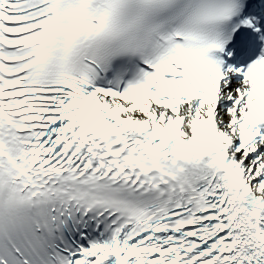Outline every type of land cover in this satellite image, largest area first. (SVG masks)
<instances>
[{"label":"snow or ice","instance_id":"1","mask_svg":"<svg viewBox=\"0 0 264 264\" xmlns=\"http://www.w3.org/2000/svg\"><path fill=\"white\" fill-rule=\"evenodd\" d=\"M0 264H264V0H0Z\"/></svg>","mask_w":264,"mask_h":264}]
</instances>
